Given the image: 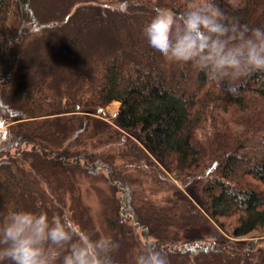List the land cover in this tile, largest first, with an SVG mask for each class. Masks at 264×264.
I'll use <instances>...</instances> for the list:
<instances>
[{
  "label": "trees",
  "instance_id": "trees-1",
  "mask_svg": "<svg viewBox=\"0 0 264 264\" xmlns=\"http://www.w3.org/2000/svg\"><path fill=\"white\" fill-rule=\"evenodd\" d=\"M100 1L0 0V215L67 214L120 243L116 264L145 243L168 264H264V73L229 92L152 49L155 10L186 0ZM215 3L264 28V0ZM84 183L104 186L97 220ZM208 226L229 239L195 240Z\"/></svg>",
  "mask_w": 264,
  "mask_h": 264
},
{
  "label": "clouds",
  "instance_id": "clouds-1",
  "mask_svg": "<svg viewBox=\"0 0 264 264\" xmlns=\"http://www.w3.org/2000/svg\"><path fill=\"white\" fill-rule=\"evenodd\" d=\"M149 46L170 63L190 65L210 82H236L264 73V28L229 21L215 0H186L182 11L159 7L143 29ZM121 247L110 236H94L67 214L13 210L0 215V261L11 264H116ZM135 264H168L145 243Z\"/></svg>",
  "mask_w": 264,
  "mask_h": 264
},
{
  "label": "rangeland",
  "instance_id": "rangeland-1",
  "mask_svg": "<svg viewBox=\"0 0 264 264\" xmlns=\"http://www.w3.org/2000/svg\"><path fill=\"white\" fill-rule=\"evenodd\" d=\"M100 2L109 4L112 7H114L117 0H101ZM117 7V6H115ZM118 103L113 102L110 105H108L106 108L99 110L98 116H100V119H102L105 123H110L112 119L115 117L117 111H118ZM103 186V185H102ZM100 184L94 185L89 183L83 184V201L84 203L89 207L90 213L92 214L93 218L96 220L98 219L100 215V198H101V190L104 188ZM102 187V188H101ZM93 188V189H90ZM188 193V191H185ZM189 194V193H188ZM191 233L194 234L195 240L205 242V241H214L216 243H223L226 240L229 239V237L224 234L220 229H218L215 226H208L206 228L193 230ZM264 235V232H262ZM257 235V234H256ZM255 235L248 237L247 239L254 238Z\"/></svg>",
  "mask_w": 264,
  "mask_h": 264
}]
</instances>
